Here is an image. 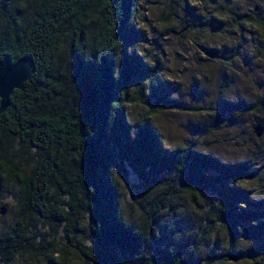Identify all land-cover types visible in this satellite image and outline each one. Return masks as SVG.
<instances>
[{
    "label": "trees",
    "instance_id": "trees-1",
    "mask_svg": "<svg viewBox=\"0 0 264 264\" xmlns=\"http://www.w3.org/2000/svg\"><path fill=\"white\" fill-rule=\"evenodd\" d=\"M138 3L0 0V60L27 57L34 67L0 113V195L4 180L15 199L11 225L0 221V264H55L64 252L56 232L85 264H229L264 252V196L242 185L263 165L254 153L222 161L187 143L168 148L150 125L163 110L183 107L160 93L157 62L137 51L146 41L136 28ZM63 43L71 71L58 64ZM138 101L143 110L127 111ZM219 110L233 119L264 113V103L224 99ZM130 179L137 189L125 192L120 185L134 188ZM131 201L135 215L124 210ZM191 209L199 232L167 241L180 228L167 233L162 215ZM218 228L229 241L217 254Z\"/></svg>",
    "mask_w": 264,
    "mask_h": 264
},
{
    "label": "rangeland",
    "instance_id": "rangeland-1",
    "mask_svg": "<svg viewBox=\"0 0 264 264\" xmlns=\"http://www.w3.org/2000/svg\"><path fill=\"white\" fill-rule=\"evenodd\" d=\"M136 28L143 31L146 41L137 48L146 63L157 62L160 71V93L174 98L182 109L163 110L150 120V125L161 135L162 144L172 147L187 143L217 155L222 161H235L253 152L260 166L254 179L242 182L257 197L264 196V130L258 137L252 126L264 128V113L236 114L228 119L219 110L224 99L242 97L264 103V6L258 0H139ZM186 7V8H185ZM238 14L242 28L232 18ZM167 34H165V32ZM214 48L218 57L209 58L201 47ZM58 64L72 65L64 43L60 47ZM138 101L127 107L134 113L144 109ZM203 126L206 129H199ZM131 180V179H130ZM137 189L136 181L131 180ZM133 187V186H132ZM0 204L6 211L0 216L3 226L11 225L14 205L13 185L2 180ZM131 200L132 197L128 196ZM125 205L127 214L135 215L134 202ZM174 216L165 212L162 217L168 232L179 225L172 241H183L191 232H199L197 211ZM39 226V223H37ZM216 253L224 251L229 236L218 228ZM190 235V234H189ZM56 248L64 252L53 257L55 264H85L72 247L64 245L61 232L54 234ZM162 239V242H167ZM213 237L201 248L204 254ZM169 244V243H168ZM253 246L240 241L239 246ZM34 264H44L38 259ZM229 264H264V252L252 261Z\"/></svg>",
    "mask_w": 264,
    "mask_h": 264
},
{
    "label": "water",
    "instance_id": "water-1",
    "mask_svg": "<svg viewBox=\"0 0 264 264\" xmlns=\"http://www.w3.org/2000/svg\"><path fill=\"white\" fill-rule=\"evenodd\" d=\"M33 71V63L27 57H22L12 64L8 56L2 57L0 60V113L7 107L12 91L20 89L22 83L30 78ZM252 132L258 137L262 127L259 124L253 125ZM6 207V204L0 205V215L4 214Z\"/></svg>",
    "mask_w": 264,
    "mask_h": 264
}]
</instances>
